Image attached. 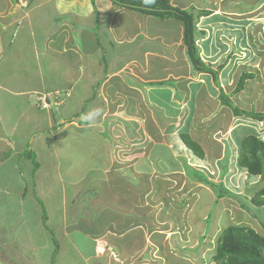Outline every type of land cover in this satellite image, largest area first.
I'll list each match as a JSON object with an SVG mask.
<instances>
[{"label": "crops", "instance_id": "obj_1", "mask_svg": "<svg viewBox=\"0 0 264 264\" xmlns=\"http://www.w3.org/2000/svg\"><path fill=\"white\" fill-rule=\"evenodd\" d=\"M218 7L206 6L212 12L197 19L204 32L195 43L212 68L225 62L218 75L223 85L229 11ZM182 32L177 18L159 19L111 0H0V198L6 208L18 207L10 224L0 214L2 262L106 264L100 253H110L118 263L144 264L158 246L168 257L183 256L164 246L168 232L154 231L148 202L156 193L154 176L160 179V169L185 176L182 160L206 167L205 156L197 157L178 134L214 144L212 129L229 133V111L211 74L194 69ZM96 108L101 116L89 128L80 117ZM166 119V129L181 132H161ZM121 146H135L132 155H118ZM28 150L38 162L33 172Z\"/></svg>", "mask_w": 264, "mask_h": 264}, {"label": "rangeland", "instance_id": "obj_2", "mask_svg": "<svg viewBox=\"0 0 264 264\" xmlns=\"http://www.w3.org/2000/svg\"><path fill=\"white\" fill-rule=\"evenodd\" d=\"M186 2L187 4L192 2L191 6L189 5V8H187L189 11H192L190 8L195 11L197 8L206 6H214L215 8L219 6L218 8L221 7V11H229V67L226 68L224 73L228 74L229 81L224 79L223 85L219 82V86L226 93H230L241 71L247 70L255 73L253 78L247 80L244 89L233 95L232 99L241 108L264 109V43L262 44L259 41V39L264 40V0H223V2L221 0H186ZM73 84L74 82H72ZM224 109L229 111V133H227V130L221 132L216 127L217 131L212 129L215 131L216 136H211V138H216L214 139V144L206 145L210 141L201 140V138L198 140L202 144L201 146L198 143L204 152L205 158H203L204 156L202 158L206 163V167H193L195 165L192 162L193 160L190 162L182 160V164L186 163L185 176H181V173L175 174V176H172V174L169 176L167 173L164 175L162 174V169H160V179L154 176L156 193L152 200H148L149 203H152L150 208L155 214L154 219H156L154 231L163 232V234L168 232L166 234L168 239L163 240L165 242L164 246L171 245L172 251H179L176 253L183 256L179 258L173 255L168 257V251L164 247L163 251L158 246V248L149 253L151 258H147L146 255L149 261H144V264H214L212 256L214 254L215 239L224 226L236 220L262 232L258 220L253 217L251 211L247 212L240 209L239 206L241 202L246 203V197L252 192L249 188L246 189V186L254 188V186L260 184L259 177L250 176L244 168L239 167L237 165V157L240 152V140L244 135L255 134L264 140V120L257 121L246 116H233L227 106ZM159 115L163 116L160 112ZM168 121L166 119V121H162V124L159 123L158 128H160L161 132L165 133L167 130H169V133L173 131L176 133L181 132L180 128L178 130L166 129L167 125H169ZM218 127L220 126L218 125ZM218 139H221L224 145L221 141L218 142ZM193 141L196 140L193 139ZM121 147H123L122 151L117 154L121 156L122 153L123 157L126 156L125 153L132 155L131 152L135 148V146H129V148L128 146ZM156 148L150 153L156 152ZM162 151L165 152V150ZM164 154H162L163 157L166 155V159L170 158L168 153ZM124 160H119V164L124 165ZM143 163L146 164V160ZM167 163L171 164L170 161ZM173 168L175 167L173 166ZM194 168L195 171H193ZM200 170L205 173H201L202 175L198 174ZM29 179L32 182L34 178L30 176ZM21 180L27 182L26 177L22 175ZM43 180L48 181L46 185H53V181H50L49 177H43ZM161 181L165 182V184L162 185ZM191 181L195 184L197 182V187L192 188L195 194L188 191L194 184ZM219 182L224 185L225 190H228L227 192L230 191L232 194H237L241 197L232 198L225 191L224 197L217 198V189L222 190L221 187L219 189L217 186ZM210 183L214 185H210ZM7 204L4 199L0 198V214L5 216L4 219L7 218L6 221L10 224L9 221L12 216L13 218L16 216L18 207L6 208ZM43 205L44 207L46 206L45 203ZM20 210L28 215L32 212L29 207H21ZM43 210L44 213L47 212L46 208H43ZM40 215H43L42 210L39 217H41ZM43 218L45 220L40 218L39 221L40 225L45 228L49 225L47 223L48 217L46 218L45 214ZM35 220L37 221V219ZM8 227L12 229V227L6 226L5 233L8 232ZM172 229H174V236ZM36 235L39 236V233ZM8 240L9 237L7 238ZM163 241L154 242V245L161 243L160 245L162 246ZM178 244L181 247H178ZM100 257L106 259V264L133 263L132 259L118 263L120 261L117 260L116 262L110 253H108L107 257L100 253ZM136 262L143 264L142 261L136 260ZM0 264L5 263L0 260Z\"/></svg>", "mask_w": 264, "mask_h": 264}, {"label": "trees", "instance_id": "obj_3", "mask_svg": "<svg viewBox=\"0 0 264 264\" xmlns=\"http://www.w3.org/2000/svg\"><path fill=\"white\" fill-rule=\"evenodd\" d=\"M118 7H126L135 9L142 13L151 14L159 19L172 17L177 18L183 25L182 40L186 46L188 57L196 71L207 72L211 74L214 83L218 86V98L222 105L227 106L233 116H246L252 120L263 121L264 109L256 110L254 108H241L234 103L232 96L244 89L248 79L255 76V73L243 70L238 75L235 85L230 93L219 86L218 75L223 68L224 63H221L212 68L208 63H205L199 54V47L195 43V37L203 34L204 31L197 30L196 23L200 16L209 15L212 10L206 7L195 11L182 9L178 6H172L169 0H111ZM214 7V6H213ZM259 41L263 44L264 40ZM184 144L192 150V152L202 158L204 152L201 146L193 141L190 136L182 132L179 134ZM25 157L32 162V172L38 168V162L35 159V154L28 150ZM237 165L244 168L248 175L258 176L260 184L254 186H246L252 190L251 194L246 197V203H239L240 209L251 211L254 218L258 220L262 232L254 228L242 224L238 220L228 224L220 230L215 239L214 254L212 262L214 264H264V140L257 137L255 134H246L240 140V152L237 157ZM210 185H214L210 183ZM216 197H224V185L219 182L217 184ZM229 196L239 198L230 191ZM244 198V197H243ZM251 208V210H249Z\"/></svg>", "mask_w": 264, "mask_h": 264}, {"label": "clouds", "instance_id": "obj_4", "mask_svg": "<svg viewBox=\"0 0 264 264\" xmlns=\"http://www.w3.org/2000/svg\"><path fill=\"white\" fill-rule=\"evenodd\" d=\"M101 116V109L96 108V109H91L87 113H84L81 115L80 119L85 122L86 126L91 128L95 127L98 118Z\"/></svg>", "mask_w": 264, "mask_h": 264}, {"label": "bare ground", "instance_id": "obj_5", "mask_svg": "<svg viewBox=\"0 0 264 264\" xmlns=\"http://www.w3.org/2000/svg\"><path fill=\"white\" fill-rule=\"evenodd\" d=\"M41 189V188H40Z\"/></svg>", "mask_w": 264, "mask_h": 264}]
</instances>
